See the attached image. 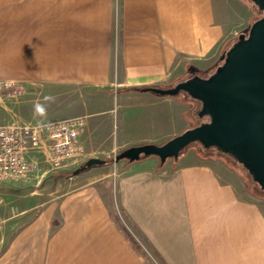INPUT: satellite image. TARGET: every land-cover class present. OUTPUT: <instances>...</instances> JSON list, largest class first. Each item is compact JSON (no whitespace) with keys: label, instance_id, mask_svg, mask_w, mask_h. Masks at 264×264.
<instances>
[{"label":"crops","instance_id":"0c3cea01","mask_svg":"<svg viewBox=\"0 0 264 264\" xmlns=\"http://www.w3.org/2000/svg\"><path fill=\"white\" fill-rule=\"evenodd\" d=\"M252 12L249 0H0L2 77L119 87L117 95L172 88L217 71ZM49 56L54 64L43 65ZM104 96L86 102L80 144L88 160L108 158L99 148L102 122L93 118ZM168 97L180 134L198 103ZM28 159L37 164L32 174L0 178V264H107L106 249H122L113 203L170 264H264V206L219 160L191 151L175 168L149 157L71 175L64 170L85 161L55 169L47 134Z\"/></svg>","mask_w":264,"mask_h":264},{"label":"rangeland","instance_id":"374dc122","mask_svg":"<svg viewBox=\"0 0 264 264\" xmlns=\"http://www.w3.org/2000/svg\"><path fill=\"white\" fill-rule=\"evenodd\" d=\"M252 14L251 25L264 16L262 11L255 12L253 10ZM249 31L250 29L245 33L247 34ZM237 41L236 39L235 42ZM2 75L0 66V126L43 127L48 122L67 117L79 119L82 130L88 122L87 116L85 117L88 113L86 110L88 98L91 95L101 94L105 95L102 102L93 106V111H96L94 120H100L103 125L102 142L99 148H102L108 157L101 159H114L121 151L135 145H141L142 141L145 140L153 139L155 142L149 143L163 144L179 135L174 133L176 132L172 128L174 123L169 120V112H172L173 109L166 102L168 96H158L150 92L144 93L146 97L139 93L117 95L115 90L120 89L119 87H112L108 90L90 89L83 83L75 86H50L41 81H11ZM199 107L200 105L188 113L190 120L188 129L199 122L206 121L207 117L200 118L198 116ZM199 149L197 144L192 145L186 154L192 151L198 155ZM202 154L204 157L209 156L207 153ZM212 156L215 158L208 159L219 160L226 164L218 158L217 152L213 153ZM198 157L201 158L199 155ZM79 160L86 162L88 160L86 153ZM172 161L174 163L173 159ZM179 162L177 165L174 163V168L178 166ZM115 164L114 161L106 166H114ZM230 164L231 166L226 165L234 173L236 179L242 183L244 195L250 200L260 201L261 205L264 206V192L253 181L248 170L238 162L233 163L231 161ZM80 167L66 168L64 172L72 175ZM111 211L113 222L118 228V233L122 236V249L113 247L106 249L109 253L107 256L105 254V259L108 260L107 264H170L151 244L145 232L132 222L124 208L113 203ZM0 219L2 224L1 216ZM2 238L0 230V240ZM2 249L3 247H0V254Z\"/></svg>","mask_w":264,"mask_h":264},{"label":"water","instance_id":"95a60500","mask_svg":"<svg viewBox=\"0 0 264 264\" xmlns=\"http://www.w3.org/2000/svg\"><path fill=\"white\" fill-rule=\"evenodd\" d=\"M264 12V0H253ZM158 96L186 95L201 104L198 116L209 122L187 129L163 144L129 147L114 158L134 163L157 157L162 164L176 160L193 144L218 149L233 156L264 191V16L240 34L225 63L209 78L195 76L172 88L151 87ZM91 158L87 168L104 166Z\"/></svg>","mask_w":264,"mask_h":264},{"label":"built area","instance_id":"2783aa9c","mask_svg":"<svg viewBox=\"0 0 264 264\" xmlns=\"http://www.w3.org/2000/svg\"><path fill=\"white\" fill-rule=\"evenodd\" d=\"M81 126L76 118L55 120L35 128L0 126V178L21 179L37 169V164L29 161L28 156L39 149L43 134L49 138L55 169L81 159L85 154L80 144Z\"/></svg>","mask_w":264,"mask_h":264},{"label":"trees","instance_id":"16d2710c","mask_svg":"<svg viewBox=\"0 0 264 264\" xmlns=\"http://www.w3.org/2000/svg\"><path fill=\"white\" fill-rule=\"evenodd\" d=\"M249 3H250V5H251V8L255 11V12H258V11H262L261 9H260V7L259 6H257L256 4H255V2H253V0H249ZM263 12V11H262ZM264 13V12H263ZM263 17H261L260 19H257L256 21H254L253 22V25L255 24V23H257L258 21H260L261 19H262ZM252 26V25H251ZM251 28V27H250ZM238 40V39H237ZM227 55V54H226ZM225 55V56H226ZM226 58V57H225ZM216 71H213V72H196L195 73V75L196 76H201V77H203V78H209L211 75H213L214 73H215ZM149 88H151V87H130V88H124V89H122V90H120V93H129V92H134V93H147L148 92V89ZM183 95V94H182ZM179 96H181V95H179ZM184 96H186V95H184ZM187 97V96H186ZM187 98H189L191 101H195V100H193L192 98H190V97H187ZM195 102H197V101H195ZM198 103V105H200L201 106V104L199 103V102H197ZM200 108V107H199ZM197 110V109H196ZM195 111V110H194ZM207 122H209V119L207 118L206 119V121H202V122H199L197 125H195L194 127H196V126H199V125H201V124H203V123H207ZM193 145H196V144H193ZM199 147H200V151L198 152V155L202 158V159H208V158H215L214 156H212L213 155V153H215V152H217V154H218V158L219 159H222L228 166H231V164H230V162L231 161H233V163L234 162H236L237 163V160L233 157V156H231V155H229V154H226V153H224V152H222V151H220V150H218V149H214V148H211V149H207V148H205L203 145H201L200 143H198L197 144ZM192 146V145H191ZM191 146L190 147H188L183 153H181V155L179 156V158L178 159H176V160H174V163H175V165H177V163L185 156V154H186V152L189 150V149H191ZM202 153H207V154H209V156L208 157H204L203 156V154ZM105 161H106V163H105V165L104 166H106V165H110V164H112L113 162H114V159H104ZM128 162V161H127ZM165 164H160V167H163ZM86 169H88L87 167H86V165H85V163L78 169V170H76V171H74L73 173H72V175H76V174H79V173H81V172H83V171H85ZM252 177V176H251ZM263 191V190H262ZM264 192V191H263Z\"/></svg>","mask_w":264,"mask_h":264},{"label":"bare ground","instance_id":"6f19581e","mask_svg":"<svg viewBox=\"0 0 264 264\" xmlns=\"http://www.w3.org/2000/svg\"><path fill=\"white\" fill-rule=\"evenodd\" d=\"M3 62H4L3 61V56L0 55V66H1V68H3ZM53 64H54V60H52V57L49 56V57H46L43 65L52 66Z\"/></svg>","mask_w":264,"mask_h":264},{"label":"flooded vegetation","instance_id":"af4514ba","mask_svg":"<svg viewBox=\"0 0 264 264\" xmlns=\"http://www.w3.org/2000/svg\"><path fill=\"white\" fill-rule=\"evenodd\" d=\"M254 181V180H253Z\"/></svg>","mask_w":264,"mask_h":264}]
</instances>
